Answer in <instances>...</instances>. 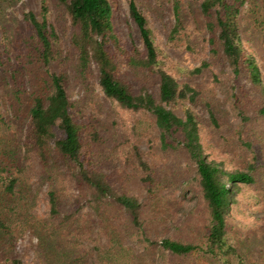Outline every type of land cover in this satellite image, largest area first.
<instances>
[{
	"label": "trees",
	"instance_id": "obj_1",
	"mask_svg": "<svg viewBox=\"0 0 264 264\" xmlns=\"http://www.w3.org/2000/svg\"><path fill=\"white\" fill-rule=\"evenodd\" d=\"M40 1L38 17L24 15L31 28L24 34L22 24L7 19L17 0H0V264H28L16 248L30 231L38 239L30 264H85L87 258L90 264H117L129 255L123 243L134 238L211 264H257L252 259L258 249L264 264V70L259 46L243 38L248 32L242 18L250 15L264 50V0H201L202 44L209 53L192 69L157 44L137 0H129V18L142 49L131 42L133 34L129 43L120 33L117 0ZM165 2L175 18L168 38L173 42L184 28L183 2L157 0ZM51 7L70 22L65 55L49 25ZM16 49L21 51L12 55ZM92 65L105 98L141 114L132 126L120 123L115 107L114 118L111 112L102 119L88 111V99L72 98L71 76L87 89L85 96L91 93ZM143 143L195 166L193 181L186 183L201 200L191 217L192 238L151 239L153 222L165 217L152 208L165 202L163 191L175 179L156 168V158H146ZM130 168L141 173L148 205L124 190ZM34 178L47 188L43 219L34 213ZM245 198L252 201L256 228L236 244L230 217ZM114 206L123 217H114ZM86 242L93 249L87 251Z\"/></svg>",
	"mask_w": 264,
	"mask_h": 264
},
{
	"label": "rangeland",
	"instance_id": "obj_2",
	"mask_svg": "<svg viewBox=\"0 0 264 264\" xmlns=\"http://www.w3.org/2000/svg\"><path fill=\"white\" fill-rule=\"evenodd\" d=\"M141 6H144V10L151 19L153 28L155 30L156 42L163 49L164 52L176 63L186 68L192 69L198 66L202 60L208 58L209 48L203 47V38H205V31L199 16V6L201 0H181L183 2V20L184 28L181 34L173 42H169V34L172 30V27L175 23V18L173 14L172 4L165 2L161 5L157 4V0H137ZM119 2L120 13L116 17L117 24L119 26V31L122 36L130 43L132 40L131 34H133L134 39L131 41L135 44L136 47L142 49L141 40L139 35L133 25L132 21L129 18V0H117ZM7 19L11 23L13 18L15 21L22 24L23 33L27 34L30 31V27L25 21L24 15L29 12H33L37 17L41 12V1L40 0H17L16 4L10 6L6 10ZM56 11L51 7L50 14L48 16L49 25L53 26L60 38L57 43V48L63 52V55L69 49L70 44V35L71 27L70 22L67 17L58 16ZM248 14H243L242 18L247 20L246 28L247 34L243 35L244 40L249 41L250 45L259 46L258 50V62L261 68L264 70V50L261 48L262 37L255 27H251V21ZM61 18V20H60ZM2 35L0 34V50L4 51L5 46L2 44ZM194 47L196 50L194 53L190 52L188 47ZM20 49L11 51L12 55H15L17 52H20ZM59 63H54L52 65V70L57 72L60 70ZM219 69L221 67H218ZM229 72V69H225ZM93 79L89 81L91 83V93L87 94V89H85L81 83L77 84L74 81L73 76H71V94L73 99H88L89 109L88 111L97 112V115L105 119L107 115L111 112L113 113L114 118V107L116 112L119 114L121 119L120 123H124L126 126H132L135 119H140L141 114H134L131 111L123 110L119 107L116 108V105L110 103L105 96L98 84L97 75L98 72L94 65H92ZM200 82V80H199ZM206 88L211 89L213 85L209 82L205 85ZM1 91V86H0ZM218 96H224L220 90H216ZM200 109V108H199ZM107 113V114H106ZM107 122H109L107 120ZM156 135V132L154 133ZM155 148L151 152L148 149V145L143 143L141 148L146 154V158L149 160V157L152 156L157 159V169L166 175H173L175 179L173 185L166 188L163 191V196L166 198L165 202L160 203V205L154 206L152 208L154 213H159L154 208H160L162 213L165 214V217H162L160 221L156 220L153 222V228L151 229V239H163L165 237H182L186 235L188 238H192L195 231L194 225L192 224L193 219L192 213L201 207L200 196H198L193 190L187 188L186 183L192 182L196 168L188 160L180 158L178 155L177 158H170L163 156L159 148L154 145ZM125 155H122L121 161H124ZM129 178L126 182L124 190L130 194L136 195L139 197L140 201L144 205H148V196L146 190L140 180L141 173L139 171H134L133 168L129 169ZM138 172V173H137ZM34 189L37 191V204L34 210V213L41 219L46 218L48 211V198L46 195V185L40 179L34 178ZM245 193V195H247ZM87 210L85 207L84 211ZM254 207L252 201L248 198L241 199L240 203L233 209L230 221L233 225L231 231V242L236 244L245 242L244 236L246 234L255 232L256 228L253 223V214ZM111 213L114 217L121 218L123 217L120 209L117 206H114V210H111ZM118 221H114L116 225ZM188 228V229H187ZM95 236V235H94ZM158 236V237H156ZM102 243L105 240H101ZM38 244V239L34 231L27 232L24 238H22L18 247L16 248V254L22 256L28 264L33 260L34 252ZM99 245V244H97ZM126 251L129 253L127 257L121 256L119 263L117 264H211L204 259H198L190 257L187 259H181L170 255L168 252L163 251V248L160 245H149L140 243L137 239H127L123 243ZM93 242L85 244L87 251L93 249ZM29 248V249H28ZM131 252H130V251ZM89 254V253H88ZM262 252L258 249L255 250L253 255V262L257 264H262ZM89 256H91L89 254ZM1 258V255H0ZM91 258H87L85 264H90ZM115 263V261H114ZM100 264V263H99Z\"/></svg>",
	"mask_w": 264,
	"mask_h": 264
}]
</instances>
